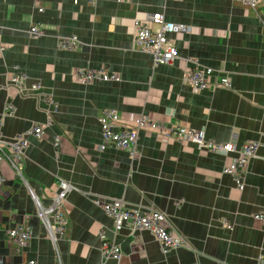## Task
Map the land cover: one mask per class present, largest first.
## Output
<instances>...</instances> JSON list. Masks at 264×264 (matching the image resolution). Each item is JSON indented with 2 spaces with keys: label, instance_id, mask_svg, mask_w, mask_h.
I'll return each instance as SVG.
<instances>
[{
  "label": "crops",
  "instance_id": "1",
  "mask_svg": "<svg viewBox=\"0 0 264 264\" xmlns=\"http://www.w3.org/2000/svg\"><path fill=\"white\" fill-rule=\"evenodd\" d=\"M154 13L186 29L168 34L178 52L169 65H153L133 43V20ZM262 20L264 2L249 9L236 0H0V134L28 141L18 178L7 164L0 167V264H115L102 258L104 239L121 247L117 264H256L264 256V227L253 219L264 212ZM32 24L39 36L29 34ZM66 36L80 46L60 49L57 38ZM196 66L211 69L201 92L184 76ZM80 69L119 79L81 83ZM17 73L26 76L23 94L11 82ZM219 78L229 88L214 87ZM32 84L40 87L29 90ZM7 104L13 113L4 116ZM106 109L120 116L119 127L134 128L143 115L166 127L201 129L237 149L258 142L243 189L221 173L235 153H211L148 129L137 131L133 158L104 143L97 117ZM36 127L38 139L30 133ZM59 181L71 187L59 208L61 235L45 225L53 214L46 222L37 216L55 210ZM114 199L163 212L190 248L163 254L151 234L129 225L114 236L101 208ZM12 227L29 232L24 247L6 235Z\"/></svg>",
  "mask_w": 264,
  "mask_h": 264
},
{
  "label": "built area",
  "instance_id": "2",
  "mask_svg": "<svg viewBox=\"0 0 264 264\" xmlns=\"http://www.w3.org/2000/svg\"><path fill=\"white\" fill-rule=\"evenodd\" d=\"M33 3H38L39 0H32ZM78 0H73L77 3ZM90 1V0H87ZM128 2L129 0H117ZM243 6L254 9L258 4L264 0H236ZM37 11L41 13L43 8L37 7ZM153 25V27L150 25ZM264 26V20H262ZM186 29L183 24H175L167 21L161 13H154L147 16L145 20L135 19L133 22V42L136 48L150 54L153 65H169L178 57V52L175 45L168 38V34L182 33ZM29 34L32 36H39L40 30L36 24H32L29 28ZM57 44L63 50H75L80 46L79 40L75 36H66L57 38ZM4 47L0 42V55L3 53ZM211 74L209 68H195L194 70H185V78L188 86L193 92H201L207 90L209 83L208 76ZM78 80L81 83H90L97 81H111L118 80L116 74L105 73L101 69L98 70H83L76 72ZM26 76L22 73L14 74L11 82L20 91L25 90ZM214 87L229 88L227 78H220ZM40 86L32 84L29 90H37ZM13 113V108L10 104L3 107V115L8 116ZM264 114V110H263ZM120 116L115 110L106 109L97 117V122L100 126L101 135L104 143H110L117 148L127 150L131 158L136 153L135 144L137 141V131L140 129H148L163 132L166 137H174L178 141H184L188 144L196 146L199 149L211 153L230 154L235 153L229 162H227L221 170V173L230 175L238 190L244 187L243 177L247 173L248 160L254 156L259 143L256 141H249L243 143L240 148H236L231 142L216 143L205 137L203 130H193L183 126L169 125L149 120V118L141 115L133 120L134 128H125L117 126ZM117 128V129H113ZM35 138H40L41 128L36 127L30 131ZM28 147V141L23 137H17L12 141H4L0 134V167L3 163L7 164L14 172L16 177L20 176L19 164L21 159L25 156V151ZM5 178L0 173V187L4 183ZM71 187L64 181L58 182V187L54 193L52 200L55 205L53 208H47L45 211L37 213V216L42 221L46 222L50 214L54 218L48 220L46 226H52L54 232L61 235L64 226V213L59 211L62 203L66 197L67 192ZM32 196V195H31ZM33 198V196H32ZM34 202L38 209L42 208L35 198ZM101 208L106 215L112 219V233L114 236L126 225L131 226L134 230L147 231L157 241L160 251L165 254L168 250L173 248H190L187 239L181 233L171 227L167 216L154 209L153 207H131L125 204L123 200H108L101 203ZM53 211V212H52ZM253 219L259 222L264 227V212L256 213ZM49 232V231H48ZM8 238L14 242L18 247H24L29 239L30 234L26 228L12 227L6 230ZM52 239L54 234L50 232ZM103 240V236L100 237ZM100 252L103 260H113L115 264L121 260L123 252L119 244L114 239H104L101 244ZM1 262V260H0ZM25 264H36L33 260H27ZM256 264H264V256L260 255L256 259Z\"/></svg>",
  "mask_w": 264,
  "mask_h": 264
},
{
  "label": "rangeland",
  "instance_id": "3",
  "mask_svg": "<svg viewBox=\"0 0 264 264\" xmlns=\"http://www.w3.org/2000/svg\"><path fill=\"white\" fill-rule=\"evenodd\" d=\"M131 0H129L128 2H130ZM119 2H125V1H119ZM136 19H139V18H136ZM140 20V19H139ZM133 22H134V20H133ZM133 22H132V25H133ZM133 37H134V32H133ZM134 43V42H133ZM135 46V45H134ZM140 50V49H139ZM142 51V50H141ZM151 61H152V59H151ZM153 64V63H152ZM195 68H200L199 66H196V67H194V68H188V70L190 71V70H194ZM203 67H201V69H202ZM220 80V78L219 79H217V81H219ZM228 83H229V81H228ZM229 86H230V84H229ZM264 115V114H263ZM196 147V146H195ZM197 148V147H196ZM199 149V148H198Z\"/></svg>",
  "mask_w": 264,
  "mask_h": 264
},
{
  "label": "trees",
  "instance_id": "4",
  "mask_svg": "<svg viewBox=\"0 0 264 264\" xmlns=\"http://www.w3.org/2000/svg\"><path fill=\"white\" fill-rule=\"evenodd\" d=\"M206 137V136H205Z\"/></svg>",
  "mask_w": 264,
  "mask_h": 264
}]
</instances>
